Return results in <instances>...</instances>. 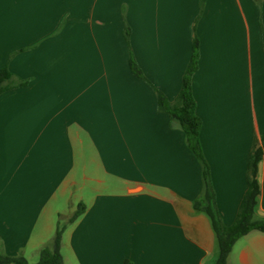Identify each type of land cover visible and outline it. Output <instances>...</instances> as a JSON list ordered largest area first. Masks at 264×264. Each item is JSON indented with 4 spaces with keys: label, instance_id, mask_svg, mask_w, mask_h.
Segmentation results:
<instances>
[{
    "label": "crops",
    "instance_id": "0c3cea01",
    "mask_svg": "<svg viewBox=\"0 0 264 264\" xmlns=\"http://www.w3.org/2000/svg\"><path fill=\"white\" fill-rule=\"evenodd\" d=\"M200 7L204 64L192 91L217 207L235 221L264 133L258 0H0V64L28 80L0 94V250L26 258L52 241L56 216L74 212L61 200L83 179L92 192L63 232L66 264H213L214 230L193 207L201 164L155 92L126 70L128 27L162 84L182 71L186 24ZM258 181L264 218V155ZM228 264H264V232L238 238Z\"/></svg>",
    "mask_w": 264,
    "mask_h": 264
},
{
    "label": "trees",
    "instance_id": "16d2710c",
    "mask_svg": "<svg viewBox=\"0 0 264 264\" xmlns=\"http://www.w3.org/2000/svg\"><path fill=\"white\" fill-rule=\"evenodd\" d=\"M129 28L126 27V40L129 42ZM3 78L9 81V86H6L0 94L12 89L14 87L24 86L28 80H16V76L9 70L8 66H4ZM194 98V95H193ZM195 107L191 110L192 121H200V117L196 111V100L194 98ZM158 108L161 109L160 97H158ZM163 111V110H162ZM175 119V113L171 114ZM190 131V130H189ZM186 133V140L188 141L189 132ZM264 155V136L262 137V144L256 142L249 158L248 165V187L241 200L239 210L235 221L231 225L224 223L222 216L217 207L216 192L213 186L212 178L207 170L202 166L201 161H198L202 167L203 187L201 193L194 200L193 207L198 213L206 214L211 222L212 228L216 236V243L218 254L215 257L213 264H228L229 254L238 238L251 233L252 231L264 232V218H258L255 215V206L257 197L260 194V184L258 181V164ZM85 211V206L79 204L76 211H74L68 218V223L77 220ZM66 225L58 224L56 233L52 240V245H44L40 249V259L36 263H30L22 255H9L0 250V264L20 263V264H66L65 256L62 254V236ZM126 259L124 264H126ZM132 264H134L132 262Z\"/></svg>",
    "mask_w": 264,
    "mask_h": 264
},
{
    "label": "snow or ice",
    "instance_id": "6c2138e0",
    "mask_svg": "<svg viewBox=\"0 0 264 264\" xmlns=\"http://www.w3.org/2000/svg\"><path fill=\"white\" fill-rule=\"evenodd\" d=\"M180 5H188L191 0H173ZM264 6V0H258ZM123 20L128 21V5L124 4L121 8ZM203 16L204 8L200 7L197 13L191 15L186 24V43L188 51V61L185 63L182 71L174 73L167 83H161L158 72V65L149 64L138 58L137 51L131 41L126 45L129 53L126 70L127 74L137 82H143L146 86L160 97V105L163 111L171 115L175 113V120L172 126L180 128L182 131L189 132L187 148L191 150L193 160L199 159L202 166L211 173V164L208 157L204 154L202 136L200 129L202 127L199 120L193 122L191 110L195 107L193 98V84L197 81L199 72L204 64L205 39L203 35ZM66 19V18H65ZM63 24L59 25L60 30ZM4 65L0 64V91L9 86V81L3 78ZM155 98V97H154ZM190 130V131H189ZM264 136V133L261 134ZM211 181V175H210ZM126 264H132L131 258Z\"/></svg>",
    "mask_w": 264,
    "mask_h": 264
},
{
    "label": "rangeland",
    "instance_id": "374dc122",
    "mask_svg": "<svg viewBox=\"0 0 264 264\" xmlns=\"http://www.w3.org/2000/svg\"><path fill=\"white\" fill-rule=\"evenodd\" d=\"M90 192H92V183L90 182L85 183L83 179H80L79 185H77L76 187L72 189L71 195H69L67 199L63 198L61 200L62 211L65 212L66 214H69L72 211H76L78 208V203L80 201L79 196L83 194L85 197H87ZM56 220H58V222L56 223V226H58V224H61V225L65 224L66 226L69 224L68 216H64V217L56 216ZM47 245L48 246L52 245V241H50ZM34 250L35 249L29 251L26 255V258L30 263L38 262L40 259V251H34ZM61 251L63 255L66 254V251L64 252L63 250Z\"/></svg>",
    "mask_w": 264,
    "mask_h": 264
}]
</instances>
